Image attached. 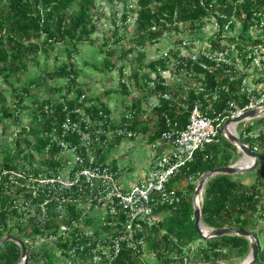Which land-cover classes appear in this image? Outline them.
Returning a JSON list of instances; mask_svg holds the SVG:
<instances>
[{
    "label": "built area",
    "instance_id": "2783aa9c",
    "mask_svg": "<svg viewBox=\"0 0 264 264\" xmlns=\"http://www.w3.org/2000/svg\"><path fill=\"white\" fill-rule=\"evenodd\" d=\"M257 15L248 33L240 37V31L214 32L202 41L188 36L171 45V53L165 55L171 67L154 71L152 88L157 82L170 87L162 72L172 70L187 79L198 77L185 86L203 91L205 75L192 66L177 69L179 62L196 63L215 73L219 83L205 94L206 102L190 107L183 128H175L177 122L166 118L167 128L150 143L155 150L140 173L108 153L131 135L126 130L134 118L130 111L123 113L125 121L116 122L112 113L107 117L99 110L96 117L92 108L76 107L37 136L28 132L31 122L18 129L24 127L26 136L15 139L5 152L8 159L5 154L0 159V234L22 242L25 253L18 264L37 259L49 264H156L158 254L150 244L159 235L153 228L167 213L164 208L178 202L179 192L184 191L175 177L196 151L219 142L227 118L264 105V36L251 34L264 32V13ZM231 22H225L221 31L228 30ZM251 73L254 83L248 86ZM238 79L237 97L225 100L218 109L214 102L219 101L220 91H229L230 83ZM158 103L159 99L149 110ZM120 136L119 144H113ZM124 175L131 176L127 185L121 180ZM164 257L178 258L172 253Z\"/></svg>",
    "mask_w": 264,
    "mask_h": 264
},
{
    "label": "trees",
    "instance_id": "16d2710c",
    "mask_svg": "<svg viewBox=\"0 0 264 264\" xmlns=\"http://www.w3.org/2000/svg\"><path fill=\"white\" fill-rule=\"evenodd\" d=\"M94 1L6 0L2 3V0H0V71L10 73L21 67H26V57L29 56L27 54H36L41 44L44 48H54L56 45L66 44L71 47V51L75 52L77 42L89 37L96 30L97 25L92 22L91 14ZM74 2H78L79 8L69 19H66L64 14ZM136 4L138 7L135 21L136 31L138 32L136 42L141 46L146 41L160 38L166 31L178 30L177 25L179 23L188 24V27L192 30H199L203 25L204 18L215 15L221 23H224L230 20L233 13L243 14L241 29L238 33L240 37L248 33L254 18H258L257 13H264V0H136ZM41 37L43 39L39 41ZM32 40H38V42L34 43ZM257 41L259 40H253V42ZM27 42H29L28 46L25 45ZM109 63L107 61V64ZM70 64V62L62 64L51 74V76L55 74L66 77L67 87L75 86L77 75L71 69ZM165 64V59L159 58L150 61L148 66L156 71L158 65L164 69ZM183 66L188 68L192 66L197 74L205 75V80L201 81L204 86L203 91L197 93L195 89H189L187 95L183 97L179 89L157 82L155 87L149 91V94H157L159 99V103L152 108L154 121L153 126L150 127L151 132L146 123L144 125H142L143 123H131L126 130L136 132L137 128L140 127L148 134L149 143H153L160 138L161 132L167 128L166 118L172 123L177 122L175 128H183L186 125L190 107L198 101L206 102L205 94L212 92L219 82L215 80V73L202 70L196 63L184 65L183 62H179L176 64L177 69ZM111 67H114V64ZM190 79L199 81L198 77ZM222 82H225V80H222ZM240 82L241 79H238L230 83L227 92L220 91L219 101L214 102L218 109L225 104V100L237 97ZM76 89L77 96L74 98L64 96L58 100L47 99L32 108L31 123L34 125L30 127L28 132L37 136L40 131L50 129L52 123L60 122L72 109L85 107L84 99L81 98L83 92L77 86ZM164 93H168L170 98L163 97ZM28 95L29 89L26 88L22 93H17L18 102L22 103ZM46 107L48 108L47 112L44 111ZM90 108H92L96 117L99 110L106 113L107 117L110 113L104 103H100L98 107L91 105ZM0 109L3 110L4 114L6 113L1 105ZM129 111L136 116L138 107L132 105ZM125 120L123 119V121ZM36 123L40 125H35ZM261 123L263 130L253 138L250 135L251 131L256 124ZM111 125L113 126V124ZM25 131L23 127L22 132ZM218 136L221 139V144L207 146L202 151H196L193 160L183 167L175 180H188L189 177L196 180L208 169L230 164L229 147L234 148L235 146L231 141L222 137L220 133ZM240 137L263 160L264 117H259L255 124L245 126L240 132ZM40 140L42 141L41 138ZM120 140L121 136L117 137L113 144L118 145ZM41 143L45 145V141ZM9 155L6 153L4 158L8 159ZM3 165L7 166L6 161ZM194 189L195 184L188 183L186 190L179 192L180 200L164 208L167 213L163 216L159 225L153 228L159 237L151 242L150 247L154 248L158 256L162 258L163 255L172 252L180 253L183 247L192 241L203 240L204 245L198 247L196 254H199V259L204 262L227 260L229 252L232 251H235L237 256L245 255L248 252L249 241L243 236L226 234L210 240H204L200 237L194 228L191 195ZM263 194L264 171L248 184H244L226 173L212 176L207 180L204 188L201 205L202 219L205 224L213 228L236 226L254 232L255 236L258 237L260 227L257 231L255 228L257 219L263 216L260 213L263 209L261 204ZM160 230H163V233H159ZM3 237L5 236L0 234V239ZM19 255L20 249L15 242L12 241L5 246L0 245V264H14ZM161 260L164 264L173 261L169 257ZM256 264H264L263 249L257 251Z\"/></svg>",
    "mask_w": 264,
    "mask_h": 264
},
{
    "label": "rangeland",
    "instance_id": "374dc122",
    "mask_svg": "<svg viewBox=\"0 0 264 264\" xmlns=\"http://www.w3.org/2000/svg\"><path fill=\"white\" fill-rule=\"evenodd\" d=\"M5 1L2 0V3ZM78 8V2H74L64 14L66 19H69ZM137 10L136 0H95L94 6L91 8V14L92 22L97 25L96 30L89 37L77 42V50L75 52L71 51V47L66 44H59L54 48H44L41 44L36 54H27L29 56L26 57V67H21L10 73L8 71H0V105L6 110L4 114L3 110L0 109V159L4 152L10 151L11 147L14 146L15 139H24V136H26L18 129L23 124H28L32 121V108L47 99L58 100L64 96L74 98L77 96L76 86L83 92V97L81 98L84 99L86 108H90L91 105L98 107L100 103H104L110 113H112L114 120L120 122L124 119L123 113L129 111V108L134 105L138 107V111L132 123H143L142 125L146 123L148 128L152 127L154 115L149 109L158 102V96L155 93L149 94L152 89L149 81L151 80V75L155 72L148 66V63L163 58L166 62L165 65L169 68L171 67L169 66L171 60L165 55L171 53V45H176L182 37L191 36L202 41L210 33L214 32L231 35L234 31H240L241 18L243 17L241 13L239 15L233 13L230 18L232 22L228 30L225 31H221L225 22L221 23L215 15L204 18L203 25L199 30H192L188 27V24L179 23L177 25L178 30L166 31L160 38L146 41L141 46L136 42L138 36L135 27ZM251 34L264 36V32L255 30H252ZM42 39L43 37L39 41H42ZM229 39L231 40L232 37H229ZM32 42L35 43L38 40H32ZM28 44L29 42L25 43L27 46ZM107 61L110 63L107 64ZM69 62L71 63V69L77 75L75 86L67 87L66 77L55 74L51 76V74L62 64ZM112 64H114V67H111ZM158 68H160L159 65L157 66ZM162 74L169 81L170 87L179 89L183 97L187 95L189 89L185 85L192 83L191 79H187L172 70L162 72ZM252 74L249 76L248 86H252L254 83L255 76ZM25 88L29 89V95L24 98L22 103H19L16 94L22 93ZM145 115H147V118H144ZM259 117H264V112ZM259 117L242 121L236 125L235 131L240 139L241 130L248 124H255ZM149 130L151 132V128ZM262 130V123L256 124L250 135L254 138ZM147 135L145 131L138 127L136 132L132 131L130 136L126 135L125 137L127 138H123L121 145L114 149H108V153L112 157L117 156L116 160L119 163L127 164L128 167L132 166L136 173H140L147 167V163L155 150L149 143ZM221 136L224 137L223 135ZM31 139H34L33 136ZM220 144L221 139L213 145L218 146ZM208 146L210 147L211 145ZM234 146V148L232 146L229 147L230 164L242 167L248 165L250 158L244 155L235 144ZM257 148L260 149L259 147ZM263 171L264 158L263 160L260 158L256 167L250 171L241 174H226L244 184H248L262 174ZM198 178L192 182L181 180L180 187L186 190L187 184H196ZM121 180L127 185L131 180V176L124 175ZM204 188L205 185L200 195L201 201H203ZM261 204L263 209H261L260 213L263 216L257 217V226L255 228L257 231L260 227V230H258L259 236L256 237L258 250H264V194L261 198ZM201 223L207 232L214 229L204 223L202 215ZM12 233L17 234L15 230ZM10 242L12 240H7L1 245L5 246ZM203 245V240L192 241L184 246L180 253L172 252V255H176L178 258H171L173 261L170 263H183L181 260L184 258L187 260L186 264L204 263V261L199 259V254H196L198 247ZM249 252L250 242L248 252L245 255L237 256L236 252L232 251L229 252L227 260L218 261L225 264H240L247 259ZM165 255L162 258H165ZM162 258L157 255L158 261L156 264H164L161 260ZM33 264H49V262H41L37 259Z\"/></svg>",
    "mask_w": 264,
    "mask_h": 264
},
{
    "label": "water",
    "instance_id": "95a60500",
    "mask_svg": "<svg viewBox=\"0 0 264 264\" xmlns=\"http://www.w3.org/2000/svg\"><path fill=\"white\" fill-rule=\"evenodd\" d=\"M263 112H264V105H262L258 108H255V109L246 110L243 113H241L235 117L227 118L223 122V124L221 126V134L224 136V138H226L227 140H229L233 144H235L237 146V148H239L244 155H246L248 158H250V163H248V165L243 166V167L228 164V165H224V166L213 167L211 169L204 171L199 176V178L197 179L196 184H195V189H194V192L192 194L194 228L202 239L210 240L214 237H219L221 235L236 234V235L243 236L249 240V242H250L249 256L247 257V259H245L240 264H256L257 251H258L259 247H258V241H257V238H256L254 232L246 231L245 229L240 228V227H236V226L217 227V228H214L213 230L207 232L201 223L202 201L200 199V195L203 191V187H204L205 183L213 175L223 174V173L224 174L225 173H239V174H241V173L250 171L256 167V165L260 161V156L257 153H255L254 151H252L250 149V147L247 145V143L243 142L238 137V135L235 131V128H236V125L238 123H240L242 121L250 120L252 118L259 117ZM230 124L233 125V131L229 130L228 126ZM7 240L15 241L20 245V248H21L20 256L18 257V259L14 263V264H18L21 261L23 255L25 253L24 246L18 238L11 236V235H8V236L1 238L0 239V245ZM170 264H182V263L174 262V263H170ZM201 264H225V263L218 261V260H211V261H207V262H204Z\"/></svg>",
    "mask_w": 264,
    "mask_h": 264
},
{
    "label": "bare ground",
    "instance_id": "6f19581e",
    "mask_svg": "<svg viewBox=\"0 0 264 264\" xmlns=\"http://www.w3.org/2000/svg\"><path fill=\"white\" fill-rule=\"evenodd\" d=\"M228 127H229V130H232L233 129V125L232 124H230Z\"/></svg>",
    "mask_w": 264,
    "mask_h": 264
}]
</instances>
